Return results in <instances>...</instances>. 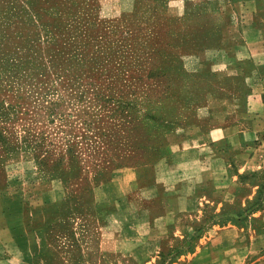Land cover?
<instances>
[{
  "label": "rangeland",
  "instance_id": "obj_1",
  "mask_svg": "<svg viewBox=\"0 0 264 264\" xmlns=\"http://www.w3.org/2000/svg\"><path fill=\"white\" fill-rule=\"evenodd\" d=\"M240 3L264 0H0V225H26L47 264H84L114 209L100 196L247 94L226 58Z\"/></svg>",
  "mask_w": 264,
  "mask_h": 264
},
{
  "label": "crops",
  "instance_id": "obj_2",
  "mask_svg": "<svg viewBox=\"0 0 264 264\" xmlns=\"http://www.w3.org/2000/svg\"><path fill=\"white\" fill-rule=\"evenodd\" d=\"M236 7L251 20L226 58L247 94L215 106L217 125L188 132L153 173L135 169L133 185L100 196L114 209L99 243L82 245L84 264H159L165 250V264H264L262 186L246 179L264 173V5ZM34 239L26 225H0V264H47Z\"/></svg>",
  "mask_w": 264,
  "mask_h": 264
}]
</instances>
